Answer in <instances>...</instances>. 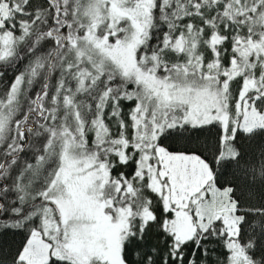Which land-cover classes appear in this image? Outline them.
<instances>
[{"label": "snow or ice", "instance_id": "snow-or-ice-1", "mask_svg": "<svg viewBox=\"0 0 264 264\" xmlns=\"http://www.w3.org/2000/svg\"><path fill=\"white\" fill-rule=\"evenodd\" d=\"M0 264H264V0H0Z\"/></svg>", "mask_w": 264, "mask_h": 264}]
</instances>
